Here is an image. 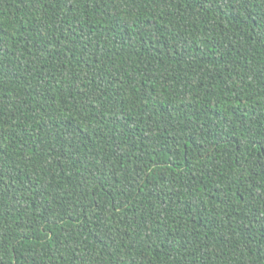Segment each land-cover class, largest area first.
<instances>
[{"label": "trees", "instance_id": "obj_1", "mask_svg": "<svg viewBox=\"0 0 264 264\" xmlns=\"http://www.w3.org/2000/svg\"><path fill=\"white\" fill-rule=\"evenodd\" d=\"M0 264H264V0H0Z\"/></svg>", "mask_w": 264, "mask_h": 264}]
</instances>
